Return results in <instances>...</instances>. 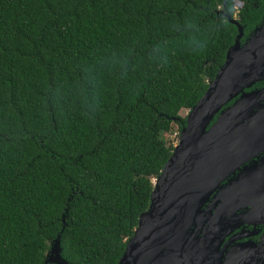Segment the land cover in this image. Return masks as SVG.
Returning <instances> with one entry per match:
<instances>
[{"label":"trees","instance_id":"16d2710c","mask_svg":"<svg viewBox=\"0 0 264 264\" xmlns=\"http://www.w3.org/2000/svg\"><path fill=\"white\" fill-rule=\"evenodd\" d=\"M264 0H0V264H116L152 180ZM264 86V80L253 87Z\"/></svg>","mask_w":264,"mask_h":264},{"label":"water","instance_id":"95a60500","mask_svg":"<svg viewBox=\"0 0 264 264\" xmlns=\"http://www.w3.org/2000/svg\"><path fill=\"white\" fill-rule=\"evenodd\" d=\"M228 21L233 43L184 117L116 264H182L205 246L207 264H264V230L257 243L228 237L245 223L264 226V213L248 215L264 203V86L253 87L264 80V17L242 43ZM44 263L67 264L58 236Z\"/></svg>","mask_w":264,"mask_h":264},{"label":"bare ground","instance_id":"6f19581e","mask_svg":"<svg viewBox=\"0 0 264 264\" xmlns=\"http://www.w3.org/2000/svg\"><path fill=\"white\" fill-rule=\"evenodd\" d=\"M264 213V203L258 202L254 204V208L248 213L251 218H261ZM211 253V246H205L182 264H207Z\"/></svg>","mask_w":264,"mask_h":264},{"label":"flooded vegetation","instance_id":"af4514ba","mask_svg":"<svg viewBox=\"0 0 264 264\" xmlns=\"http://www.w3.org/2000/svg\"><path fill=\"white\" fill-rule=\"evenodd\" d=\"M255 220H249L248 222H254ZM264 230L263 225L253 226L249 223L240 225L236 230H234L228 237L237 236L240 234V238L236 239V242H246L251 241L257 243L262 232ZM227 239V237H226Z\"/></svg>","mask_w":264,"mask_h":264},{"label":"rangeland","instance_id":"374dc122","mask_svg":"<svg viewBox=\"0 0 264 264\" xmlns=\"http://www.w3.org/2000/svg\"><path fill=\"white\" fill-rule=\"evenodd\" d=\"M187 113H188V110L181 109L179 111V116L180 117H185L187 115ZM178 134H179V132L177 133L176 126L172 125L170 131L168 133L164 134V135H161L160 137L163 140H165L167 142V144H171L172 147H173L176 144V141H177V138H178ZM153 180H152V182H153Z\"/></svg>","mask_w":264,"mask_h":264}]
</instances>
